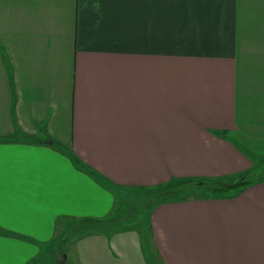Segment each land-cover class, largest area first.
I'll return each instance as SVG.
<instances>
[{"label":"crops","instance_id":"0c3cea01","mask_svg":"<svg viewBox=\"0 0 264 264\" xmlns=\"http://www.w3.org/2000/svg\"><path fill=\"white\" fill-rule=\"evenodd\" d=\"M245 150L264 157V0H0V264H55L67 219L245 173ZM121 228L67 240L74 262L151 264V242L163 264H264V180Z\"/></svg>","mask_w":264,"mask_h":264},{"label":"trees","instance_id":"16d2710c","mask_svg":"<svg viewBox=\"0 0 264 264\" xmlns=\"http://www.w3.org/2000/svg\"><path fill=\"white\" fill-rule=\"evenodd\" d=\"M222 134L226 136L225 132ZM23 137L27 139L31 138L27 134H24ZM58 147L65 152L67 151L61 144H58ZM245 152L252 157L247 150ZM70 155L80 168L87 171L95 179L103 180V177L96 170L71 153ZM253 161V168L239 175L219 177L173 176L167 181L156 185L123 187L124 190L131 192L134 196L130 203H127L129 201H126L119 193L113 209L107 216L67 219L66 225L56 235L53 242L57 245L60 239L64 242L72 236H79L91 232L109 231L121 224L124 220L137 217L146 210L154 209L160 203L190 198L210 199L219 197L225 190L249 186L264 180V173H261L257 169L258 165H261V163L264 164V157L255 158Z\"/></svg>","mask_w":264,"mask_h":264},{"label":"rangeland","instance_id":"374dc122","mask_svg":"<svg viewBox=\"0 0 264 264\" xmlns=\"http://www.w3.org/2000/svg\"><path fill=\"white\" fill-rule=\"evenodd\" d=\"M256 159H258V157H256ZM261 173H264V164L261 163V165H258V168H257ZM259 172V173H260ZM239 188L236 187V188H232V189H229V190H225L224 193L222 194H232L234 193L235 191H237ZM122 197L126 200V201H129L127 203H130L133 199V194L127 190H124L122 189L121 190V193ZM152 210H146L144 211L143 213H141L139 216L137 217H134V218H129V219H126L124 220L121 224H119L117 227H121V229L123 228H127V227H131V229H133L132 227H135L136 226H143V227H147V223L149 224V221H150V215L152 213ZM63 226V224H62ZM76 236H72L71 238L69 239H72ZM67 239V240H69ZM67 240H65L64 242H62V239L58 240V244L57 246L55 247V256H56V263L55 264H67L68 260H67V255L69 254V264H76L73 260V256H74V252L71 250L73 248L72 246V242L69 244V242H67ZM152 243H146L145 245V253L147 255V260H148V256H149V262L151 264H163L162 260L160 258H157L153 252V249H152ZM42 261L44 262V264H54V258H53V255H45V257L42 258Z\"/></svg>","mask_w":264,"mask_h":264}]
</instances>
